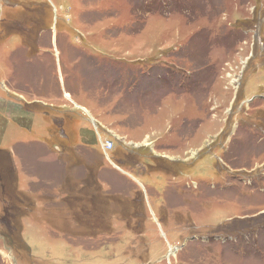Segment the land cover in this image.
<instances>
[{"label": "rangeland", "instance_id": "1", "mask_svg": "<svg viewBox=\"0 0 264 264\" xmlns=\"http://www.w3.org/2000/svg\"><path fill=\"white\" fill-rule=\"evenodd\" d=\"M0 264H264V0H0Z\"/></svg>", "mask_w": 264, "mask_h": 264}, {"label": "built area", "instance_id": "2", "mask_svg": "<svg viewBox=\"0 0 264 264\" xmlns=\"http://www.w3.org/2000/svg\"><path fill=\"white\" fill-rule=\"evenodd\" d=\"M103 147H104V150H106V151L111 150V149H113V143L106 142Z\"/></svg>", "mask_w": 264, "mask_h": 264}, {"label": "water", "instance_id": "3", "mask_svg": "<svg viewBox=\"0 0 264 264\" xmlns=\"http://www.w3.org/2000/svg\"><path fill=\"white\" fill-rule=\"evenodd\" d=\"M15 262V261H14Z\"/></svg>", "mask_w": 264, "mask_h": 264}]
</instances>
